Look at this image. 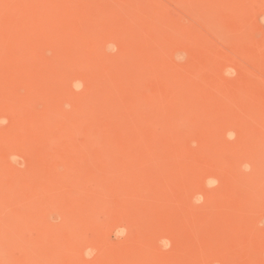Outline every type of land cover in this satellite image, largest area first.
Instances as JSON below:
<instances>
[{"label":"rangeland","instance_id":"rangeland-1","mask_svg":"<svg viewBox=\"0 0 264 264\" xmlns=\"http://www.w3.org/2000/svg\"><path fill=\"white\" fill-rule=\"evenodd\" d=\"M0 118V264H264V0H0Z\"/></svg>","mask_w":264,"mask_h":264},{"label":"clouds","instance_id":"clouds-1","mask_svg":"<svg viewBox=\"0 0 264 264\" xmlns=\"http://www.w3.org/2000/svg\"><path fill=\"white\" fill-rule=\"evenodd\" d=\"M109 47L112 48L113 50H115V46L114 45H109ZM73 86H74V88H75L76 91H80L83 88V82L77 81V82L74 83ZM6 123H7L6 119L0 118V126H3ZM228 139L229 140L235 139V133L230 131L228 133ZM13 159H16V158L13 157ZM244 167H245V170H248V169H250L251 166L250 165H245ZM217 184H218V181H216V180H209V181L206 182V186L208 188H210V189L211 188H214ZM203 199H204L203 195H199L196 198V201L195 202L196 203H202L203 202ZM126 234H127V229L126 228H121V229L117 230V232H116V238H122ZM161 244H162V246H163V248L165 250H167L171 246V242L168 241V240H166V239L165 240H162L161 241ZM93 255H94V250L89 249V250H87L85 252V256L87 258H89V259H91V257Z\"/></svg>","mask_w":264,"mask_h":264}]
</instances>
